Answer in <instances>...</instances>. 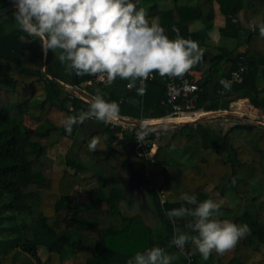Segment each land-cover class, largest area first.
Listing matches in <instances>:
<instances>
[{
	"label": "trees",
	"instance_id": "trees-1",
	"mask_svg": "<svg viewBox=\"0 0 264 264\" xmlns=\"http://www.w3.org/2000/svg\"><path fill=\"white\" fill-rule=\"evenodd\" d=\"M132 2L146 10L149 21L157 19L169 38H175L173 29H178L203 49L201 60L185 73L198 86L194 109L228 110L231 94H237L264 110V37L255 27L257 18H264V0ZM11 3L0 0V10ZM217 10L223 24L210 45L207 32ZM15 11L13 7L0 16V264H45L39 248L47 250V264H127L153 246L178 256L172 264H252L264 247V193L251 192L253 183L264 184V125L235 123L224 130L209 120L182 124L159 145L153 160L138 158L142 173L149 171L146 182L152 187L147 195L159 221L158 227L150 226L139 214L126 215L119 207L122 189L116 182L128 179L132 134L119 124L93 119L86 121L103 127V132L85 129L75 141L76 130H65V119L89 107L88 100L68 88L73 86L91 96L99 90L105 100L119 105L120 117H167L173 110L165 103L162 77L153 72L141 95L126 87H139V81L118 77L103 84L96 75L78 76L59 61V49L45 53L39 37L18 28ZM197 21L202 28L190 30ZM242 60V81L220 93L221 81L227 82ZM191 71L200 72V78L195 80ZM213 77L218 97L210 99L206 84ZM93 138L98 143L90 150ZM79 153L91 159L90 165ZM210 186L219 195L228 188L239 198L234 206L220 204L214 216L247 224L250 233L231 250L213 251L204 260L191 241L185 254L170 246L174 225L166 211L193 207L180 199L182 193L198 201L209 199ZM86 187L88 201L75 200L74 192ZM166 191L171 198H164ZM189 219H177L175 227L196 235L184 228Z\"/></svg>",
	"mask_w": 264,
	"mask_h": 264
},
{
	"label": "clouds",
	"instance_id": "clouds-1",
	"mask_svg": "<svg viewBox=\"0 0 264 264\" xmlns=\"http://www.w3.org/2000/svg\"><path fill=\"white\" fill-rule=\"evenodd\" d=\"M13 4L18 28L28 36L39 37L45 53L59 49V61L78 76L101 74L109 83L119 77L133 84L143 83L153 72L161 77H182L203 56L197 42L182 37L178 29H173L175 38H169L159 21H149L146 10L138 9L132 0H13ZM255 27L264 37V18H257ZM144 92L141 87L139 94ZM118 113L119 105L105 100L97 90L88 110L66 117L65 126L93 119L110 123ZM145 135L146 131L140 132L137 140L142 141ZM97 143L93 138L90 150H95ZM180 199L193 207L181 205L166 215L174 225L170 246L175 245L181 253L191 241L207 260L213 251L223 254L250 233L247 224L216 218L220 205L212 199L198 201L188 193H182ZM188 217L191 219L184 228L196 235L175 227L177 219ZM178 258L153 246L137 252L127 264H172Z\"/></svg>",
	"mask_w": 264,
	"mask_h": 264
},
{
	"label": "crops",
	"instance_id": "crops-1",
	"mask_svg": "<svg viewBox=\"0 0 264 264\" xmlns=\"http://www.w3.org/2000/svg\"><path fill=\"white\" fill-rule=\"evenodd\" d=\"M192 26L193 23L189 26L190 30H199L200 28H202V26H198L195 29H193L194 27L192 28ZM218 37H219V33H217L213 29L209 30L207 32V43L210 45H214ZM191 74L195 80L200 78L201 76V73L198 71H191ZM260 83L261 85H264V71L262 72ZM142 86L139 87L136 86L137 87L136 93H139V89ZM133 87L131 85V90ZM231 97L233 98V100L229 103V109L221 111L223 113L214 114L216 116L212 117V118H216V119L220 118V119L212 120V118H210L209 122L212 123L213 126L216 127L222 126L223 128V126L225 127L226 125L225 123L229 119H234V120L236 119L238 120L237 123H254V124H261V122L264 121V110H262L261 108H256L253 105H251L248 99H240L237 94L236 96L232 95ZM123 118L127 120H131L128 117H123ZM145 120L147 122L144 124H148V122L150 123L155 122L161 124V122L164 121L163 118H159V119L148 118ZM223 129L226 130L227 128H223ZM130 161H131L130 171L132 172V176L130 177L129 174L128 179L126 181L116 182L118 186H120L122 189V195L119 203L120 210L126 215L139 214L146 224L153 227H158L159 221L152 207L151 201L147 195V190H148L147 182L146 179H144L143 173L141 171L139 159L136 157H131ZM126 164L128 165V160ZM88 189L89 188H87V191ZM206 191L209 199L214 200L219 205L220 204L223 205L224 203L229 202L230 204L228 205L231 206V200L234 199L235 197L232 194V192H230L231 190L228 188L223 192L222 195H219L216 191H214L211 186L208 187ZM164 198H171L168 191L164 193Z\"/></svg>",
	"mask_w": 264,
	"mask_h": 264
},
{
	"label": "built area",
	"instance_id": "built-area-1",
	"mask_svg": "<svg viewBox=\"0 0 264 264\" xmlns=\"http://www.w3.org/2000/svg\"><path fill=\"white\" fill-rule=\"evenodd\" d=\"M242 59L244 60V58ZM243 60L238 63L237 69L232 71L231 77L226 82L228 86L225 87V85H223V87L219 90L220 93H224L233 83L242 81V74L245 69V61ZM96 80L102 82L103 84H109L107 79L102 77L101 74L96 75ZM162 80L164 81L166 87L165 103L171 105L173 110L172 113L167 117L176 118L185 114H192L195 115V118L192 120L194 122L197 121V117L202 113H208L203 109L193 108V103L197 97L196 92L198 90V86L186 74H184L182 77L165 76L162 77ZM143 83L139 81L140 86H142ZM126 87L131 88V84L128 83ZM167 117L163 118L164 121L161 122V124H165V119H167ZM119 118L120 117L116 116L115 119L110 123L112 125L119 124L121 125L122 129H125L132 134V152L134 157L153 160L154 155L159 147L158 140L164 134L163 128H159L161 126H155V124H153L155 122H148V124H144L147 122L146 120H129V122H123ZM156 124L158 125V123ZM261 124L264 125V121H262ZM142 131H146L147 135H145L142 141H138L137 136ZM143 176L144 179H148L149 171L145 172ZM151 187L152 184L149 183L148 188ZM161 195L163 197V191H161ZM185 253L186 247L184 246L183 254ZM188 261H191V258L188 257Z\"/></svg>",
	"mask_w": 264,
	"mask_h": 264
},
{
	"label": "rangeland",
	"instance_id": "rangeland-1",
	"mask_svg": "<svg viewBox=\"0 0 264 264\" xmlns=\"http://www.w3.org/2000/svg\"><path fill=\"white\" fill-rule=\"evenodd\" d=\"M222 24H223V15L217 10L216 11L215 23H214V26L212 27V29L215 30L218 33V28ZM198 26H202V23L199 22V21L198 22H194L192 28L194 27L193 29H195ZM212 36H215V35H212ZM205 115H206V113H202L201 115H199L197 117V121H207V120H210V118L216 116V115H212V116L206 117ZM187 116H194V115H187ZM167 118H169V117H167ZM215 119L216 118H212V120H215ZM219 119L217 118L216 120H219ZM168 120H171V121H165V124H158L157 125L156 123H153V124H155V126H161L159 128H163V130H164V134L158 140L159 141V145L165 144L167 142V139L169 138V136L173 132V130L176 129L178 126H180L182 124H186V122H188V123L197 122V121L193 122L189 118L188 119H168ZM237 122H238V120H236V119L235 120L234 119H229V120H227L226 123L224 122L226 125H225V127L223 126V128H228L229 126H232L233 124H235ZM220 127H222V126H220ZM85 129H86L85 128V124L83 126L78 127L77 129H75L76 130V133H75L76 134L75 135L76 139H75V141L76 140L78 141L79 138H81V135H83ZM74 150H75V148H73V151ZM51 154H54V150L51 151ZM79 154H80L81 159L84 160L88 165H90L89 163H90L91 159L88 156L84 155V154H81V153H79ZM91 171L92 170L90 168V170L88 171L87 174H90ZM148 185L149 184H147V187H148ZM87 188H89V187L80 188L77 191H75L74 194H73V198L75 200H78V201L87 202L88 201L87 200V195H86ZM230 192H232V194L235 196L234 199L231 200V206H234L238 202L239 198L233 191H230ZM251 192H253V193H256V192L264 193V184H260V183H257V182L253 183V185L251 186ZM224 204L228 205L230 203L226 202ZM38 250H39L40 257L45 262V264H47V250L44 249V248H39ZM251 262H252V264H264V247L263 246L259 247L258 251L252 257Z\"/></svg>",
	"mask_w": 264,
	"mask_h": 264
},
{
	"label": "water",
	"instance_id": "water-1",
	"mask_svg": "<svg viewBox=\"0 0 264 264\" xmlns=\"http://www.w3.org/2000/svg\"><path fill=\"white\" fill-rule=\"evenodd\" d=\"M14 7V4L11 3L9 5H7L6 7H4L3 9L0 10V16L3 15L6 11L10 10L11 8ZM215 86H216V77H213L211 79V81H209L207 84H206V87H207V92H208V96L209 98H217L218 95L215 93ZM73 93L77 94L78 96L90 101V99L92 98V96L90 94H88L87 92H85L84 90H81L80 88L78 87H68ZM132 93H136L137 92V87L134 86L131 90ZM236 96V94H231V96ZM219 113H223L221 111H217V112H211V113H206V117H209V116H212L214 114H219ZM204 116V117H205ZM205 117V118H206ZM121 121L123 122H129V120L123 118V117H120L119 118ZM132 122V121H131ZM133 123V122H132ZM188 123V122H186ZM82 124H85V128L87 130V132L89 133H96V132H103L104 128L101 127V126H98L96 124H94L93 122H90V121H84V122H73L71 123L70 126L66 127L65 126V130L67 131H71V130H75L77 129L78 127H80ZM130 157H128V165H127V169H128V172L130 174V177L132 176V172L130 171Z\"/></svg>",
	"mask_w": 264,
	"mask_h": 264
},
{
	"label": "bare ground",
	"instance_id": "bare-ground-1",
	"mask_svg": "<svg viewBox=\"0 0 264 264\" xmlns=\"http://www.w3.org/2000/svg\"><path fill=\"white\" fill-rule=\"evenodd\" d=\"M187 115H192V114H185L183 116H180V117H176V118H167L165 119L166 121H171V120H168V119H191L193 120L195 118V115L194 116H187ZM179 122V121H178Z\"/></svg>",
	"mask_w": 264,
	"mask_h": 264
}]
</instances>
